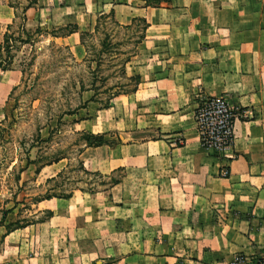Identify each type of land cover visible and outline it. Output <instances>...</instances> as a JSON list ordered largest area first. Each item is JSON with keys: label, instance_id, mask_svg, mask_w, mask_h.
Wrapping results in <instances>:
<instances>
[{"label": "crops", "instance_id": "crops-1", "mask_svg": "<svg viewBox=\"0 0 264 264\" xmlns=\"http://www.w3.org/2000/svg\"><path fill=\"white\" fill-rule=\"evenodd\" d=\"M59 1L28 3L26 24H61L79 13L111 16L120 27L144 20L127 67L138 84L85 121L87 133L117 137L77 155L84 173L104 182L32 201L47 217L10 232L0 225V256L12 248L16 264H257L264 257V0ZM9 10L11 25L16 10ZM77 32L53 39L81 53ZM200 97H224L252 113L235 122L224 154L200 144ZM66 164L36 176L54 181Z\"/></svg>", "mask_w": 264, "mask_h": 264}, {"label": "rangeland", "instance_id": "rangeland-1", "mask_svg": "<svg viewBox=\"0 0 264 264\" xmlns=\"http://www.w3.org/2000/svg\"><path fill=\"white\" fill-rule=\"evenodd\" d=\"M32 2L0 0V59L5 62L0 69V225L4 232L47 217L42 209L34 213L32 201L66 196L73 189L96 190L104 182L84 173L77 159L91 142L85 135V121L105 109L112 94L129 93L137 85L135 79H128L132 75L127 67L137 52L141 22L120 27L109 17L99 20L79 13L61 24L29 26L24 10ZM9 7L16 10L11 25ZM42 14L45 20L47 15ZM75 21L81 30L78 36L83 33L81 53L53 39L65 36ZM107 114L109 118V110ZM102 134L104 142L117 141L112 133ZM59 160L67 164L54 181L36 176L42 167ZM15 200L22 205L12 208ZM6 260L16 264L14 249L3 251L0 264Z\"/></svg>", "mask_w": 264, "mask_h": 264}, {"label": "built area", "instance_id": "built-area-1", "mask_svg": "<svg viewBox=\"0 0 264 264\" xmlns=\"http://www.w3.org/2000/svg\"><path fill=\"white\" fill-rule=\"evenodd\" d=\"M252 113L244 108L230 104L224 97H200L194 110V121L201 146L214 153H225L234 139L235 122L248 120ZM177 145L182 144L178 138ZM227 168L220 172L228 177ZM257 264H264V257Z\"/></svg>", "mask_w": 264, "mask_h": 264}, {"label": "trees", "instance_id": "trees-1", "mask_svg": "<svg viewBox=\"0 0 264 264\" xmlns=\"http://www.w3.org/2000/svg\"><path fill=\"white\" fill-rule=\"evenodd\" d=\"M111 15V14H110ZM107 17H109V18H111V16H100V17H98L97 19H103V18H107ZM112 19V18H111ZM135 22H141L142 24H143V26H145V22H144V20H142V19H137V18H135V19H133L132 20V23H135ZM9 28V26H7V29ZM69 33H73V32H77V30H76V28H72L71 30H69L68 31ZM6 37H7V35L6 34H4L3 35V41H2V44L4 43V45H5V43H6ZM82 37H83V33L81 32L80 33V40L82 39ZM141 39V38H140ZM0 49H1V44H0ZM3 63H5V62H3L1 59H0V69H2L4 66H2V64ZM3 70V69H2ZM129 80H132V79H135L136 80V84H138V78L137 77H129L128 78ZM118 95H121V93H116V94H112L111 95V98L109 99V102H107L106 103V105L104 106V108L105 109H107V108H109V105H110V101H111V99L113 98V97H115V96H118ZM86 135V137H88V138H90L91 139V142H87L86 143V147H93V146H101V145H108V144H110V143H107V142H104L103 141V137H104V135L105 134H96V135H93V134H85ZM92 264H94V263H92Z\"/></svg>", "mask_w": 264, "mask_h": 264}]
</instances>
